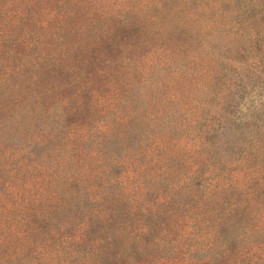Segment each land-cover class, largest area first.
I'll use <instances>...</instances> for the list:
<instances>
[{
  "label": "trees",
  "instance_id": "obj_1",
  "mask_svg": "<svg viewBox=\"0 0 264 264\" xmlns=\"http://www.w3.org/2000/svg\"><path fill=\"white\" fill-rule=\"evenodd\" d=\"M125 1L0 0L4 264H218L263 231L246 0H132L203 26L142 68Z\"/></svg>",
  "mask_w": 264,
  "mask_h": 264
},
{
  "label": "rangeland",
  "instance_id": "obj_2",
  "mask_svg": "<svg viewBox=\"0 0 264 264\" xmlns=\"http://www.w3.org/2000/svg\"><path fill=\"white\" fill-rule=\"evenodd\" d=\"M127 5L129 8H134L138 12V16H134L137 19L143 30L141 35L145 38L146 46L148 49L142 50V46H139L137 52H134V57H136L133 62L138 68H142L145 62L151 60V55L153 49L161 50L163 47L172 48L176 40L178 39V30L182 28L193 27L194 31H198L201 27L193 26L189 22H186L184 26L181 27V22L177 24L174 21L177 17L170 20V15L168 10L164 9L161 12L156 11L154 4H147L146 2H137L132 0H126L121 2V6ZM190 6L188 7V10ZM215 18H211V21H214ZM218 20L213 23L211 26H216ZM245 26H244V37L238 40V43H241L242 46L246 49V58L250 64L258 62V69H249L247 68V73L253 77H249L248 82H251L249 86L256 85L257 88H260V100L256 102V106L261 109L264 113V0H246V16H245ZM4 29V27H3ZM174 42V43H173ZM237 41H233L234 45L238 44ZM154 52V51H153ZM157 54H153L156 56ZM158 56V55H157ZM174 58L184 57L182 51L175 52V49L172 50L170 55ZM177 64V63H176ZM146 70V68H145ZM133 69L127 68L123 77L125 79L118 80L119 83H126V86L123 89L125 93L128 91L127 84L136 80L132 75ZM148 72V71H147ZM145 72V73H147ZM112 74L111 72H109ZM158 72H153L152 76H156ZM129 78V79H128ZM132 78V79H131ZM127 79V80H126ZM259 79V80H258ZM105 80L110 81L113 79L105 78ZM126 80V81H125ZM191 90V89H190ZM259 90V89H258ZM195 96L192 91L189 96ZM200 97V96H199ZM259 98V97H258ZM243 103V101H242ZM0 107V122L4 124V99L1 102ZM247 105L243 106L240 113L246 115L248 112H245ZM97 111H93L91 114L92 119L98 118L99 115H96ZM94 115V118H93ZM264 120V119H263ZM190 160V157L185 159V163ZM4 195V132L0 133V197ZM0 221L2 222L1 228L4 231V201L0 199ZM258 220L256 217L250 219L248 225L253 226L257 225ZM259 231L263 230L261 233L249 234L247 238L239 239L238 243L235 244L236 247L229 256H226L218 264H264V222L259 226ZM4 234V233H3ZM240 235V234H238ZM0 264H4V242L0 244ZM216 264V263H214Z\"/></svg>",
  "mask_w": 264,
  "mask_h": 264
}]
</instances>
